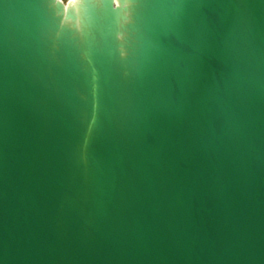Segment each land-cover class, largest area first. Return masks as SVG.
Returning <instances> with one entry per match:
<instances>
[{
  "label": "water",
  "instance_id": "water-1",
  "mask_svg": "<svg viewBox=\"0 0 264 264\" xmlns=\"http://www.w3.org/2000/svg\"><path fill=\"white\" fill-rule=\"evenodd\" d=\"M119 3L0 0V264H264V0Z\"/></svg>",
  "mask_w": 264,
  "mask_h": 264
},
{
  "label": "clouds",
  "instance_id": "clouds-1",
  "mask_svg": "<svg viewBox=\"0 0 264 264\" xmlns=\"http://www.w3.org/2000/svg\"><path fill=\"white\" fill-rule=\"evenodd\" d=\"M55 3L57 4H62L64 5L65 9H69V8H74L79 10V7L84 3V0H54ZM116 7L119 8L120 7V3L119 0H116ZM129 22L126 21V23Z\"/></svg>",
  "mask_w": 264,
  "mask_h": 264
}]
</instances>
